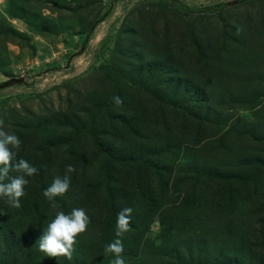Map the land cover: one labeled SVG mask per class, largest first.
I'll return each mask as SVG.
<instances>
[{
  "label": "rangeland",
  "instance_id": "rangeland-1",
  "mask_svg": "<svg viewBox=\"0 0 264 264\" xmlns=\"http://www.w3.org/2000/svg\"><path fill=\"white\" fill-rule=\"evenodd\" d=\"M122 94L148 116L141 136L118 139ZM0 120L22 141L15 160L39 170L21 207L0 209L19 250L39 252L56 213L83 207L72 259L52 263L111 264L105 247L127 234L125 264H264V0H0ZM148 146L156 165L140 168ZM120 167L143 204L118 237Z\"/></svg>",
  "mask_w": 264,
  "mask_h": 264
},
{
  "label": "clouds",
  "instance_id": "clouds-1",
  "mask_svg": "<svg viewBox=\"0 0 264 264\" xmlns=\"http://www.w3.org/2000/svg\"><path fill=\"white\" fill-rule=\"evenodd\" d=\"M116 105L123 103L120 97L113 98ZM4 121L0 120V198H7L8 204L13 208H20V199L25 195V186L29 184L26 177H32L38 174V169L24 159L15 160L16 153L13 149H19L22 141L16 134H10L3 130ZM15 160V162H14ZM15 171L19 173L16 176H10L9 173ZM75 168L68 165L67 173H72ZM7 181V182H5ZM70 176L63 177L57 175L43 195L49 201H54L57 196L64 195L70 188ZM53 206H55L53 204ZM133 209L128 207L122 209L116 218L117 236L131 230V214ZM91 219L83 207L73 208L70 213L63 211L56 213L55 218L48 224L47 230L37 241L38 248L49 258L65 257L72 259V254L77 244V237L88 230ZM124 251L120 239L105 247L106 254H113L114 259L111 264H125L122 256Z\"/></svg>",
  "mask_w": 264,
  "mask_h": 264
},
{
  "label": "trees",
  "instance_id": "trees-1",
  "mask_svg": "<svg viewBox=\"0 0 264 264\" xmlns=\"http://www.w3.org/2000/svg\"><path fill=\"white\" fill-rule=\"evenodd\" d=\"M160 61H161V59L159 60V62ZM162 61H167L168 64H170V65L172 64L175 69L177 67V69H176L177 75L180 78H183L182 77L183 72L181 70V67H182L181 63L178 64L175 60H172V59H163ZM154 66L150 67L149 74L142 80L143 83L146 85V88L149 87L150 81H151L150 84L152 87V85L160 79V76H159L156 80H153L154 79L153 77H154L155 72L157 70V68H154ZM151 73H152V75H151ZM183 79L188 80L190 85L193 86L195 96H197V94L199 92H201L200 86H197L195 81H193V79L189 78V76L184 75ZM152 94L154 95V93H152ZM128 97H129V95L122 94L120 98L122 99L123 103L119 106L114 103V100L110 102V105H111L110 107H113L115 110H117L116 107H118L120 109L119 111L123 112V113H120L121 115L117 119L116 118H110V120L115 122L116 126L119 128V130L116 132H121V135L118 138L119 140L124 139L123 135L125 133H132V134H134L135 137L141 136L142 134H139V132H142V133L145 132L146 131L145 130L146 125H149V122L145 120L146 118H148V116L141 114L137 105L134 103H131L130 101L127 100ZM162 102H165V101H162ZM155 104L157 105V103H155ZM165 104H169V102L166 101ZM159 105L162 106L163 104H159ZM168 123H169L168 119L165 118V127H169ZM161 126H163V125H160V127ZM117 127H115V129H117ZM138 139H139V137H138ZM131 144H137V143H134V141H133ZM141 147H144V146L141 145ZM135 149L137 150V148L133 149V147H131L132 151H134ZM149 150H150V152L147 155L141 156L139 159L135 160L136 163L142 164L140 166V168H148L149 166H152L153 163L156 165V161H155L156 157L153 154V149L151 147H149ZM132 157L133 156L130 155L129 157L125 158L121 155V160H126V159L130 160ZM118 160H119V158H118ZM135 161H133V162H135ZM116 163L119 165H122L121 164L122 161L121 162L116 161ZM123 169H124L123 167H120V170L116 171V173H118L117 178L116 177L114 178V180H116V181L118 180V182L120 183V194L116 195V203H115L116 218H117V214L122 209L130 207L134 211L135 209H140L141 204H143V203H141L140 197H139V195H142L140 189L137 188L136 186H129L128 180L124 176L125 172L123 171ZM166 169H167V167H166ZM17 175H19V173H17ZM122 178H123V182H122ZM129 187H133L132 192H134V194H136V196H137L136 200L133 199L132 195H130L129 193H126V190H128ZM139 201H140V205L135 206V205H137V203ZM0 209L2 211L5 210V212H6V211H11L12 207H10V205L8 203H4L3 205L0 206ZM133 211H132V214H133ZM25 218L26 217H24V219ZM131 218H133L132 215H131ZM25 220H27V219H25ZM2 223L7 225V228L4 227V225ZM10 226L11 225L9 222H7V220L2 219L0 221V264H54L51 262V260L47 259V256L45 253H42L40 251L38 252V250H36V249H33V248L30 249V252H29L30 254H28L27 251L19 250V246L17 245V242L15 241L16 236L14 234V232H15L14 228L10 227ZM32 229H33V227H30L29 231ZM41 229H42V227L40 228V231H42ZM24 231H26V230H24ZM3 234L7 235L10 238L9 240L11 241V243H9L7 245H3V241H4ZM126 235L127 234L122 235L120 239L125 238ZM22 254H24L25 257H23L21 259L20 256Z\"/></svg>",
  "mask_w": 264,
  "mask_h": 264
}]
</instances>
